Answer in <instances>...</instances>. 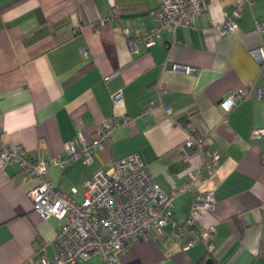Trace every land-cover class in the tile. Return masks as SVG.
<instances>
[{
	"label": "crops",
	"instance_id": "obj_1",
	"mask_svg": "<svg viewBox=\"0 0 264 264\" xmlns=\"http://www.w3.org/2000/svg\"><path fill=\"white\" fill-rule=\"evenodd\" d=\"M234 0H209L188 26L166 29L147 47L142 34L152 29L158 0H0V138L21 145L37 158L65 154L80 133L96 135L104 119L120 124L107 146L91 162L52 166L42 179L61 191L76 187L96 170L130 154H139L155 181L167 192L183 184L202 159L219 152L220 165L205 185L216 206L202 212L197 230L215 226L213 250L167 225L147 240H135L116 264H264V64L250 54L264 47V0L246 4L238 29L223 35L219 25ZM117 16L108 22V14ZM130 33V37L127 35ZM139 42L133 50L130 41ZM188 66L190 73L174 70ZM253 87L228 114L219 106L230 91ZM122 90L115 105L113 94ZM151 101L171 106L167 115ZM226 119L224 120V116ZM207 137L203 154L186 153L187 125ZM203 170H205L203 168ZM18 165L0 169V264H38L41 253L54 258L62 221L34 210ZM195 187L174 205L178 220L187 217ZM42 249V250H41ZM78 264H105L98 256Z\"/></svg>",
	"mask_w": 264,
	"mask_h": 264
},
{
	"label": "built area",
	"instance_id": "obj_2",
	"mask_svg": "<svg viewBox=\"0 0 264 264\" xmlns=\"http://www.w3.org/2000/svg\"><path fill=\"white\" fill-rule=\"evenodd\" d=\"M159 5L152 11L153 27L142 34L147 47H152L162 39L166 29L174 30L177 26H188L194 18L206 11L209 0H158ZM254 0H234L231 11H224V22L219 30L223 35H230L238 29V18L246 4ZM116 13L108 14L102 22L113 20ZM260 31L264 23H257ZM130 37L129 31L126 32ZM133 50H138L139 42L130 41ZM252 57L264 64V47L250 50ZM174 70L191 72L188 66L174 64ZM250 86L232 90L222 98L219 106L228 114L241 101L250 95ZM258 97H264V88L256 89ZM115 105L123 101V92L113 94ZM159 106L167 115L174 113L171 106L159 101H151L143 115L153 107ZM226 115L224 116V120ZM131 118L123 116L121 123L116 119H104L96 130L93 138L80 133L79 140L65 144V154L37 158L29 154L21 145H7L0 138V169L8 165H18L24 179H37L38 183L29 190L34 210L43 217L55 216L62 221L56 235L57 251L54 258L41 253L38 264H78L98 256L105 264H116L129 251L130 244L135 240H147L152 232L160 231L170 225L178 236L186 233L191 238L184 247L188 249L197 242L207 245L208 251L213 250L212 236L215 226L197 230L199 218L203 211L212 210L216 206L214 190H204L203 186L215 173L220 165L219 152H211L205 156L197 171L187 174L183 184L171 191H165L154 179L139 154H130L110 164L107 168L96 170L83 182L82 199L75 198L76 187L69 191H61L53 182L42 179L52 166L64 168L71 161L83 160L91 162L97 150L104 149L110 141L112 131L120 124L128 125ZM188 137L182 149L186 153L203 154L208 144L207 137L200 134L192 123L187 125ZM254 135L264 136V128L254 130ZM203 168L205 170H203ZM195 187L193 200L187 217L178 220L174 216V205L183 193ZM42 250V249H41Z\"/></svg>",
	"mask_w": 264,
	"mask_h": 264
},
{
	"label": "water",
	"instance_id": "obj_3",
	"mask_svg": "<svg viewBox=\"0 0 264 264\" xmlns=\"http://www.w3.org/2000/svg\"><path fill=\"white\" fill-rule=\"evenodd\" d=\"M205 264H212V260H207Z\"/></svg>",
	"mask_w": 264,
	"mask_h": 264
}]
</instances>
